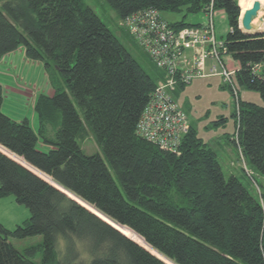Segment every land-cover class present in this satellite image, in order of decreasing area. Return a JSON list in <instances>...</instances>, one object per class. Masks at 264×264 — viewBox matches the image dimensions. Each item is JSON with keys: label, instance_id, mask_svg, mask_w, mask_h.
<instances>
[{"label": "trees", "instance_id": "obj_1", "mask_svg": "<svg viewBox=\"0 0 264 264\" xmlns=\"http://www.w3.org/2000/svg\"><path fill=\"white\" fill-rule=\"evenodd\" d=\"M105 2L121 22L151 8L165 19L182 14L173 23L178 29L213 3L229 17L225 47L240 63L235 85L259 92L264 102V34L241 30L238 0ZM20 45L43 61L55 93L37 99L35 131L28 119L19 123L4 113L0 84V146L125 227L115 225L126 236L0 152V199L13 195L31 211L14 231L0 224V264H165L145 242L169 264H264V201L235 176L226 179L194 127L176 155L139 135L165 76L155 65L148 74L84 0H0V62ZM238 100L239 146L264 178V105ZM85 132L99 154H85ZM36 237L41 243L24 251L11 243Z\"/></svg>", "mask_w": 264, "mask_h": 264}, {"label": "rangeland", "instance_id": "obj_2", "mask_svg": "<svg viewBox=\"0 0 264 264\" xmlns=\"http://www.w3.org/2000/svg\"><path fill=\"white\" fill-rule=\"evenodd\" d=\"M84 2L106 23L111 32L116 35L147 73L154 76V64L148 60L139 47L123 34L121 20L105 0H84ZM214 16L217 38L225 41L231 29L229 17L225 11H215ZM165 17L172 22H180L183 19L182 14H167ZM260 18H264V9ZM260 18L257 20V25H262ZM204 19L203 14H198L189 16L186 22L190 24L203 23ZM260 32H264V26ZM223 60L229 70L238 72L240 63L235 61L231 55L227 54ZM212 64L213 62L208 60L206 68L208 73H210ZM0 84L4 91L5 113L10 114L19 123L23 119H28L31 126L37 129V125H39L38 115L35 112L37 99L41 95L52 97L55 93L51 88L50 77L43 61L27 57L25 46L20 45L16 51L2 57ZM235 88L243 101L253 102L261 107L264 105L259 92L249 91L238 85H235ZM234 93L233 89L229 85L227 86L220 76H216L196 78L192 84L181 87L175 95L178 105L189 117L191 126L194 127L198 137L217 154L226 179L235 176L254 196H258L260 201H264V178L246 159L240 157L238 147L240 103ZM80 143L85 154L100 153L99 147L89 132L82 135ZM40 149L46 150V147L40 145ZM262 204L264 205L263 202ZM24 209L30 211L27 206L20 205L15 201L13 195L0 199V224L9 231H14L31 217L30 211L28 217L22 220L21 212L18 210ZM41 241L42 237H36L22 241L12 239L11 243L19 251H24L28 247L37 246ZM85 257L88 258L86 254ZM37 263H40V259L37 260Z\"/></svg>", "mask_w": 264, "mask_h": 264}, {"label": "built area", "instance_id": "obj_3", "mask_svg": "<svg viewBox=\"0 0 264 264\" xmlns=\"http://www.w3.org/2000/svg\"><path fill=\"white\" fill-rule=\"evenodd\" d=\"M210 5L202 13L203 23L181 29L152 8L136 12L121 22L136 46L165 76L141 116L138 133L160 150L174 155L180 154L182 142L192 129L189 117L174 95L180 87L192 84L196 78L220 76L239 99L233 81L235 72L223 60L227 55L226 40L217 38L215 9L213 3ZM208 60L213 62L210 73L206 71ZM238 147L240 157L245 159L239 144Z\"/></svg>", "mask_w": 264, "mask_h": 264}, {"label": "water", "instance_id": "obj_4", "mask_svg": "<svg viewBox=\"0 0 264 264\" xmlns=\"http://www.w3.org/2000/svg\"><path fill=\"white\" fill-rule=\"evenodd\" d=\"M241 8V13H242V7L240 5ZM263 10V5L260 1H255L254 5L252 6V8L247 9L245 11V13L242 15L241 14V18H240V22H239V26L241 28V30L249 36H258L261 34H264V32H260V25H255L254 22L258 19L260 12H262ZM260 22L263 23L264 22V18H260ZM0 152H2L5 156L9 157L10 159H13L16 163H18L21 167H25L26 169H28L31 173L37 175L39 178H41L42 180L46 181L47 183H49L52 187L54 188H58L60 191H62L66 196L68 195L70 198H72L73 200H75L78 204L80 203L84 208L88 209L87 204H85L82 200L76 198L75 196H73L71 193H69L68 191H66L65 189L61 188L57 183L55 184L53 182V180L49 177H47L46 175H43L42 173H40L38 170H36L34 167H30L28 164H26L23 160H21L20 158L16 157L15 155H13L12 153H9L6 149H4L2 146H0ZM83 202V203H81ZM91 206H89L90 208ZM92 208V207H91ZM88 209L89 211H91L93 214H95L98 218L103 219L106 223H108L112 228L114 227L115 229H117L115 227L118 226L122 229H124L123 227H121L120 225L116 224L114 221H111L110 219H108L106 216H104L102 213L100 214L96 209L95 211L101 216H99L97 213L93 212L92 210ZM119 232H121L119 229H117ZM130 230V229H129ZM122 233V232H121ZM123 234V233H122ZM125 235V234H123ZM126 236V235H125ZM130 239V238H129ZM135 242V241H134ZM145 242V241H144ZM137 243V242H135ZM138 244V243H137ZM140 245V244H139ZM141 246V245H140ZM145 247H143L145 250H148L150 253L153 254V256H155L157 259L162 260L165 264H169L168 262H166V260H163L161 257L157 256L154 252V250H152L148 244H146L145 242ZM142 247V246H141ZM157 253V252H156ZM159 254V253H157ZM161 255V254H160ZM162 256V255H161Z\"/></svg>", "mask_w": 264, "mask_h": 264}, {"label": "crops", "instance_id": "obj_5", "mask_svg": "<svg viewBox=\"0 0 264 264\" xmlns=\"http://www.w3.org/2000/svg\"><path fill=\"white\" fill-rule=\"evenodd\" d=\"M247 2H249V0H242V1H239V4L241 5V7H245V5H246V3ZM244 13V12H243ZM168 19V18H167ZM168 21H169V19H168ZM169 22H172L171 20L169 21ZM172 23H177V22H172ZM190 24V23H189ZM192 24H195V23H192ZM191 24V25H192ZM196 24H200V23H196ZM231 30V29H230ZM240 69V68H239ZM239 71V70H238ZM237 73V72H236ZM5 109H6V107H5V105H4V109H3V111H4V113H5ZM7 114V113H6ZM8 115V114H7ZM8 116H10L11 117V115L9 114ZM12 119H13V117H11ZM14 120V119H13ZM17 121V120H16ZM18 122V121H17ZM191 122V121H190ZM35 131H37L38 130V125H37V129L36 128H33ZM19 212H21V215H22V220H23V218H25V217H28V215H29V213H30V211H27V209H24V210H18Z\"/></svg>", "mask_w": 264, "mask_h": 264}, {"label": "bare ground", "instance_id": "obj_6", "mask_svg": "<svg viewBox=\"0 0 264 264\" xmlns=\"http://www.w3.org/2000/svg\"><path fill=\"white\" fill-rule=\"evenodd\" d=\"M239 1H240V0H239ZM258 1H260V2L262 3V5H263V9H264V3H263L264 0H258ZM254 2H255V1H249V2H247L246 5H245V7H242L243 12L245 13V11H246L247 9L252 8V6L254 5ZM262 11H263V10H262ZM243 12H242V15L244 14ZM260 16H261V12H260V15H259L258 18H260ZM257 20H258V19H257ZM257 20L254 22L255 25H257ZM263 26H264V25H263V23H262V25H260L259 28L261 29ZM117 229H118V228H117ZM119 230H120V229H119ZM120 231H121V230H120Z\"/></svg>", "mask_w": 264, "mask_h": 264}]
</instances>
